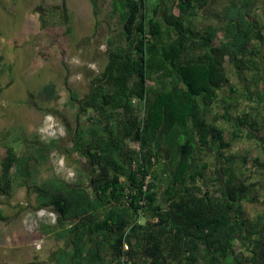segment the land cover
<instances>
[{"label": "trees", "instance_id": "trees-1", "mask_svg": "<svg viewBox=\"0 0 264 264\" xmlns=\"http://www.w3.org/2000/svg\"><path fill=\"white\" fill-rule=\"evenodd\" d=\"M211 3L109 0L117 33L106 42L105 65L82 101L71 92L66 103L77 101L86 117L68 152L91 165L87 187L39 179L55 141L35 138L21 155L5 146L0 193L10 196L14 181L28 182L36 209L56 215L55 226H43L66 243L54 264H264V213L250 220L242 204L256 185L233 172L235 157L228 156L246 128L248 138L264 130V20L253 16L260 3L264 18V0H227L219 25L199 28ZM227 64L250 73L251 119L223 94ZM37 93L44 105L58 98L53 82ZM163 116L168 162L153 147ZM213 157L221 182L208 163Z\"/></svg>", "mask_w": 264, "mask_h": 264}, {"label": "rangeland", "instance_id": "rangeland-1", "mask_svg": "<svg viewBox=\"0 0 264 264\" xmlns=\"http://www.w3.org/2000/svg\"><path fill=\"white\" fill-rule=\"evenodd\" d=\"M226 3L212 0L197 19L198 27L218 26V15ZM109 11V0H0V161L5 146H15L16 154L21 155L35 145L30 143L35 138L39 145L55 141L49 161L39 169V179L55 178L68 185L80 180L85 187L89 185L91 165L68 152L75 127L84 125L86 117L78 111L77 101L73 102L75 107L66 103L71 92L82 101L90 80L105 65L106 42L117 33V22ZM255 15L264 20L260 3ZM226 71L230 84L223 94L231 102L238 99L239 110L254 107L245 95L246 89H253L250 73L237 74L229 64ZM48 82L55 84L58 98L44 105L37 91ZM230 85L238 93H231ZM213 110L221 112L220 106ZM249 111L251 119L255 113ZM218 124L230 130L222 120ZM245 132L242 139L233 142L228 156L235 157L233 172L241 170L244 181L256 185L249 201L242 202L245 216L252 219L264 213V169L253 162L255 158L264 162V130L251 132L252 138L245 137ZM16 138L19 143L14 144ZM208 163L221 182L220 164L214 157ZM170 171L165 164L162 173L167 176ZM206 177H212L211 172ZM29 189L28 182L14 181L10 196L0 193V264H54L53 253L65 247L66 243L44 232V225H56V216L36 209Z\"/></svg>", "mask_w": 264, "mask_h": 264}, {"label": "water", "instance_id": "water-1", "mask_svg": "<svg viewBox=\"0 0 264 264\" xmlns=\"http://www.w3.org/2000/svg\"><path fill=\"white\" fill-rule=\"evenodd\" d=\"M164 126H165V117L163 116L161 126L159 127V129L156 133L154 142H153V147H154L155 151H158L160 154L163 155L164 162H168L169 158H168L167 148H165L161 145V140H162L161 133H162Z\"/></svg>", "mask_w": 264, "mask_h": 264}, {"label": "built area", "instance_id": "built-area-1", "mask_svg": "<svg viewBox=\"0 0 264 264\" xmlns=\"http://www.w3.org/2000/svg\"><path fill=\"white\" fill-rule=\"evenodd\" d=\"M124 250H127V246H126V245H124ZM126 261H127V260H126L125 258H123V263L126 262ZM123 263H122V264H123ZM124 264H127V263H124Z\"/></svg>", "mask_w": 264, "mask_h": 264}, {"label": "clouds", "instance_id": "clouds-1", "mask_svg": "<svg viewBox=\"0 0 264 264\" xmlns=\"http://www.w3.org/2000/svg\"><path fill=\"white\" fill-rule=\"evenodd\" d=\"M43 210V209H42ZM49 212V211H48ZM51 214H53V213H51ZM55 215V214H54ZM56 216V215H55ZM56 221H55V223L57 222V217H56V219H55Z\"/></svg>", "mask_w": 264, "mask_h": 264}, {"label": "crops", "instance_id": "crops-1", "mask_svg": "<svg viewBox=\"0 0 264 264\" xmlns=\"http://www.w3.org/2000/svg\"><path fill=\"white\" fill-rule=\"evenodd\" d=\"M251 220V219H250Z\"/></svg>", "mask_w": 264, "mask_h": 264}]
</instances>
